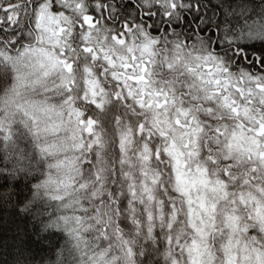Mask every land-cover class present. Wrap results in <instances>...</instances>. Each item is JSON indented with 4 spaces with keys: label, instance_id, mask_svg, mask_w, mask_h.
Wrapping results in <instances>:
<instances>
[{
    "label": "snow or ice",
    "instance_id": "6c2138e0",
    "mask_svg": "<svg viewBox=\"0 0 264 264\" xmlns=\"http://www.w3.org/2000/svg\"><path fill=\"white\" fill-rule=\"evenodd\" d=\"M0 210V264H264V0H0Z\"/></svg>",
    "mask_w": 264,
    "mask_h": 264
},
{
    "label": "trees",
    "instance_id": "16d2710c",
    "mask_svg": "<svg viewBox=\"0 0 264 264\" xmlns=\"http://www.w3.org/2000/svg\"><path fill=\"white\" fill-rule=\"evenodd\" d=\"M33 222L21 216H17L14 212L0 210V245L7 244L9 246L19 245L23 241L24 245H31V248L36 251H41V246L36 244L37 237L35 236ZM45 245L56 243V238L45 240ZM11 247L8 251L11 252ZM11 259L9 255L7 257Z\"/></svg>",
    "mask_w": 264,
    "mask_h": 264
}]
</instances>
